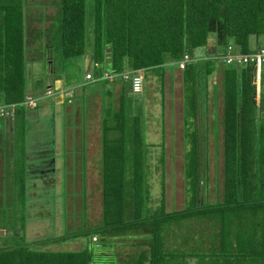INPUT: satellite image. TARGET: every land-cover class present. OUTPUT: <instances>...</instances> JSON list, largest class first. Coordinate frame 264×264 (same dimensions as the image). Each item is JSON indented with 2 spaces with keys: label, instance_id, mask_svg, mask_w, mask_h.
I'll use <instances>...</instances> for the list:
<instances>
[{
  "label": "trees",
  "instance_id": "1",
  "mask_svg": "<svg viewBox=\"0 0 264 264\" xmlns=\"http://www.w3.org/2000/svg\"><path fill=\"white\" fill-rule=\"evenodd\" d=\"M55 5V20L50 24L55 27L54 38H45L46 52L55 54V63L85 56L89 37L94 62L108 61L119 73L128 68L162 67L182 60L187 54L194 58L183 70L187 104H184V145L191 148L185 156V195L192 207L184 211H167L164 204L150 208L145 154L141 149L142 130L122 126V139H131L136 146L120 144L119 152L115 148L119 142L116 140L106 144L102 151L103 207L99 219L102 222L88 221L87 225L97 238L93 242L98 248L53 250L47 247L80 238L78 229L68 235L33 240L26 238L24 230L12 242L11 238L0 237V264H188L189 259H196V264H264V87L262 83L260 101H257L253 67L235 64L219 67L214 57L226 54L231 46L238 52H252V36H264V0H59ZM27 7L26 0H0V107H16V117L26 109L23 105L27 95L25 57L34 42L29 34L39 31L31 28ZM212 32L220 39V49L213 52L209 45ZM35 40L37 44L39 38ZM207 55V60H195ZM218 67L223 73L224 90L220 123L224 198L195 207L203 173L209 168L208 157L202 156L208 154V148L201 147L207 140L196 134L198 116L205 114V106L199 101L198 83H203L199 92L205 96L208 78L215 75ZM36 100L39 101V96ZM6 115L0 114V120L4 121ZM190 120H194L193 126ZM207 127L204 124L206 130ZM21 128H25L23 123ZM0 150H4L1 144ZM3 155L8 170L3 173L2 188L11 183L12 170L20 167L14 164L13 155L10 158ZM204 163H207L206 169L202 166ZM215 183L219 189L218 177ZM27 195L23 191L19 200H26ZM25 202L22 205L27 210ZM88 215L87 211V218ZM194 217L201 223L212 224L210 234H205L204 227L200 233L210 241L211 250L197 248L193 249L194 254H187L180 249L187 244L182 242L184 237L192 239L190 222ZM130 238L138 240L134 245L141 250L129 260H120L116 254L110 256L105 252Z\"/></svg>",
  "mask_w": 264,
  "mask_h": 264
},
{
  "label": "rangeland",
  "instance_id": "2",
  "mask_svg": "<svg viewBox=\"0 0 264 264\" xmlns=\"http://www.w3.org/2000/svg\"><path fill=\"white\" fill-rule=\"evenodd\" d=\"M57 1L59 0H26L28 3L27 12L28 19L30 21L29 24L31 25V28L33 27L39 31L36 33L32 32L31 35L28 33L29 36L34 37L32 38L34 39V42L31 46L35 47L37 45V47L33 48L32 50L30 49L26 53L25 71L27 81H32L34 79L32 82L37 83L38 88H46V85H44L43 82L44 79L48 77L46 72H48L49 63L45 58V38H54L55 27L50 24L53 22L52 20H55L54 15L57 11V6L55 3ZM54 22L56 23V21ZM41 35L43 36L42 38H40ZM36 38H39L37 44L35 40ZM254 39L255 37L252 36L251 42L254 41ZM87 41L86 48L91 49V37L87 38ZM219 41L220 39L218 40L217 33H210L209 45L212 47V52L213 50H216V47L218 48V46H220L218 45L220 44ZM218 55L220 57L223 56L222 53ZM83 63L84 60L81 57H77L69 59L66 62H63V64L57 61L52 65L57 67L61 66V70L64 71L67 81L81 82L82 77L86 73V67L83 65ZM103 64L104 62L100 63L101 66H103ZM221 64L223 63L219 61L218 66L220 67ZM158 68L164 69V75H159V77H161V84H163V76L164 83L166 82V85L164 84L166 86V90H164V101L157 99L150 101L151 103L153 102L154 104L159 105L158 113H154L149 117L145 112V107L143 110V105L140 107L137 106V109L134 108L136 114L132 112L129 114L134 116V118L132 117L131 120L126 119V121L120 120L121 126H119L118 129H113V124L115 125V121L118 120L114 118L113 111L110 109L113 106V102L106 101V110L103 111L105 121L102 122V129H100L102 135L104 136L105 134V136L103 137V140H101L104 141V143L116 141V137H111V134L113 132L114 136L115 134L120 136L121 133L123 135L124 131L122 126L128 125V129L133 131L142 130L143 145L141 149L145 154L144 170L146 171V181L149 185L150 191L148 205L150 208H155L164 204V209L167 211L174 209H180L184 211L188 209V207H192V204L186 201V198L184 199L185 182L183 179V162L181 155L186 156L187 151H190L191 148L184 145L185 152L179 153V148L183 146L184 139H182L180 132H176V136H173V134L168 132L167 123H163L164 120L168 118V114L167 111L165 109L163 111L162 108V104L167 106L166 101L168 99V95L170 97L173 96L175 112L176 114H182V101L184 97L181 74L182 70L178 69L175 71L176 68H179L177 62H170ZM218 70H221V68ZM218 70L216 71L218 72ZM168 71L173 73V75L175 74L174 79L172 80L173 86H171L172 81L170 82V80L166 78V73ZM154 72L156 71H153V67L144 69L145 79L148 81V84H150L149 87L151 88L156 86V84H153L155 81L160 85L158 77H154V75H152ZM158 72H160V70H158ZM217 72L215 73L217 77L216 79L213 74L209 76L210 78H208L207 81L208 86L212 87L215 84V87L213 86L215 88L214 90L217 89L216 92L213 91V93L210 90V97L208 87L205 96L199 92V87L202 86L203 83H201V81L198 83L199 101L203 107L205 106V109L203 110V113L205 114L201 115L207 119L199 120V127L196 130V134L198 136L200 135V138L203 140H207L205 141L206 145L201 147L207 146L208 148V154L203 153L202 156L205 158L208 157L209 159V178L208 180L203 178V182L201 184L202 186L200 185L201 192L199 194L198 190L199 195L197 202L195 205H193L195 207L198 203H202L201 205H204L207 203H212L215 200H223L221 199L222 197L224 198L223 127L220 124L222 122L223 116L224 90L222 84L223 79H220L219 73ZM172 87L173 89H170ZM146 93L147 91H145V95ZM44 94L45 91L39 96V101H43L45 98H47L44 96ZM77 103L79 104V102ZM184 103L186 106V101ZM84 104V107L86 108L88 103L84 102ZM130 107L133 108L131 104ZM90 108L97 110L95 106ZM127 108L129 107L127 106ZM127 108L124 107V110L126 111ZM16 109L17 108L14 106L9 107L7 105L0 107V110L8 111L7 115L13 118L16 113ZM75 112L78 113L77 111ZM141 112L142 116L140 114ZM31 113H33V111H31ZM6 120L7 119L4 121ZM190 121V125L193 126L194 120ZM49 122V114L48 117H42L41 122L37 127L38 133L36 132L34 134L32 131L29 132L33 136L30 139L26 138L27 147H17L13 150L14 164L17 166L19 165L20 167L18 169L12 170L13 177L11 178V183H8L7 185L4 183L3 185L6 186L3 188L0 186V195L2 199L0 204V237H4V240L11 238L10 241L12 242L14 236H20L25 230L26 238L33 240L36 238L40 239L44 237H54L62 234L68 235L73 233L72 230L78 229L80 238L69 242L52 243L47 247L53 250H79L82 249V247L85 248L87 246L90 248H98V244L95 243V239L97 238L93 237L94 232L89 230L87 225L88 221L91 223L102 222L101 220L99 221V219L102 216L103 207L101 184L102 169L100 168L103 166V162L98 160L95 162H89V158L85 160L86 156H84V153L87 152V149L85 148L87 139H79L81 150L77 149L75 145L76 137L73 139L74 146L72 145V141L68 142V139L65 136L67 135L65 126L68 125V123H72L74 129L79 126L81 134L84 130L83 123L78 122L77 118H67L66 120L61 119V124L59 126L60 130L58 132L60 141H58L59 144L57 145H55V138L57 136V131H55V129L57 130V126H54ZM204 124L205 126L209 125V129L207 127L206 130L204 128ZM94 125L95 122H93L92 128H94ZM1 126H4L3 120H0V128ZM3 129H7V127H3ZM150 131L153 133L150 134ZM193 131L194 129L191 130V132ZM127 135L131 137L128 133ZM117 140L120 143L116 142L118 145H116L117 147L115 148L119 152L122 150L120 144H126L128 147L136 146V144L132 143V140L127 139V137L126 139H122L121 136ZM149 141L155 145L152 147V144H150ZM177 147L178 151L176 150ZM199 150L201 152L203 151L202 148H199ZM148 151L153 153L154 158L160 159V161L163 159L164 164H160L159 162L157 168L154 164L151 165L152 161L150 163L148 160L150 157L147 156ZM32 155L34 156L31 157ZM97 155L102 158V154L101 156L100 153ZM81 157L83 161H81ZM218 157L219 161L216 163L215 158ZM32 158H35V161H33ZM206 164L207 163L202 164L204 169L207 168ZM163 165L165 167L164 172H162L160 169V167L162 168ZM2 170L3 172H6V170H8V166H4ZM215 174H217L218 177L219 189L216 187L217 184L215 183ZM13 181L14 184L12 183ZM206 185H208V188ZM221 189L222 192H220ZM23 191L27 192L28 194L25 197L26 200H22L23 202L26 201L25 205L27 210L23 209L22 201L19 200V197L22 196ZM10 196L11 200L9 201ZM23 198L24 195L22 196V199ZM65 199H67L68 202H66V204ZM72 200L73 203L71 202ZM162 200H164V203ZM88 205L89 209L87 208ZM29 207H31V209H29ZM87 211L89 214L88 218ZM206 234L210 233L206 232ZM98 236L100 237L101 235ZM192 238H196L198 241V236H192ZM196 240H194V242H196ZM199 240L203 241L205 240V237H201L200 235ZM135 242H138L136 238L132 240H122L114 250L108 249L105 252L110 256L116 254L120 260H129L132 254L141 250L139 246L134 245ZM194 242L190 243V245H195ZM180 251L187 254L195 253L193 248L190 247H184L183 249H180ZM195 260L196 259H194L192 262H195Z\"/></svg>",
  "mask_w": 264,
  "mask_h": 264
},
{
  "label": "crops",
  "instance_id": "3",
  "mask_svg": "<svg viewBox=\"0 0 264 264\" xmlns=\"http://www.w3.org/2000/svg\"><path fill=\"white\" fill-rule=\"evenodd\" d=\"M254 37H255L254 41L251 42V39H250V48H251L252 52L257 51L260 47H264V36H254ZM30 48L33 49V48H36V46L35 47L31 46ZM219 49L220 48L218 47L216 49V51H218ZM47 50L50 51L49 49H47ZM217 53H215V55ZM208 57L209 56L207 55V56H203L200 58H196L195 60L196 61L206 60V59H208ZM45 58H46V61H48V63H49L48 72H46L48 77L46 79H44V82H43L44 85H46V88H44V87L38 88L37 83L32 82L34 79L32 81H26V85H27L26 99H27V97H31V96L36 98V95L40 96L44 93V91H46L48 89L44 94V96L47 98H45L43 101H38L40 103H39V106L37 108L36 107L31 108L28 105H24V107H26V109L24 110V112L21 115L19 114L16 117V113H15L14 118L13 119H7L8 121L7 120L3 121L4 126H1V128H0V144L3 145V147H4V150H0V162H1L0 163V183L2 182V180L4 178V174H3L4 172L2 170V168H4V166H5V163L3 160V156H4L3 154H7L10 158L13 155L14 148L27 147L26 138H29V139L32 138L33 135H31V133H29V132L32 131L35 134L38 131L37 127L40 124L42 117H44V116L48 117V114H49V118H50L49 123L53 124L54 126H57V130L55 129V131H57V136L55 138V145L59 144L58 141H60V137L58 135V132L60 130L59 126L61 124V119L66 120L67 118L68 119L77 118L78 122H82L83 123V129H84L82 131V134H84V135L81 134L79 126H77L76 129H74L73 124L68 123V125L65 126V130L67 131V135H65V136L68 139V142L72 141V145H73V139H74V137H76L75 145H76L77 149H79V150H81L80 149L81 144H80L79 139H81V138H83L84 140L87 139L86 147H85L87 149L86 150L87 152L84 153V156H86L85 160H87V158H89L90 159L89 162H91V161L95 162L97 160L102 161V158H100L97 154L100 153V156H101L102 151L104 149V146L106 144H108V143H106V142L104 143V141H102L105 134L103 136L102 133L100 132V129H102V122L105 121L103 111L106 110V108H105V105H106L105 102L106 101L113 102V106L110 109H112V111H113L114 118L116 120H118V121H115V125L113 124V126H114L113 129H118L119 125L121 126L120 120L126 121V119L131 120L132 117L134 118V116H131L129 114H131V112L136 114V112L134 111V108L137 109V106L140 107L141 105H143V110L145 107V112L150 117L151 115H153L154 113H158V111H159V105L154 104L153 102L151 103L150 101H153L155 99L160 100V101L161 100L164 101V90H166V86H165L166 82L164 83V76H163V84H161V77H159L160 74L164 75V72H163L164 69L153 68V71H156V72H154L152 75H154V77H158L160 85L157 84L155 81L153 84H156V86L153 88L149 87L150 84H148V81H146L145 76H144V79H145L144 92L141 95H134L132 93L131 83L129 80L121 79V77H119V76L112 78V79H107V78L103 77L105 75H106V77L111 76V73H116V72H113L114 69L108 61L104 62L103 66H101L100 64H98V66H96L95 65L96 63L94 62L95 60H94L92 49H87L85 56L82 57V59L84 60L83 65H85V67H86V73L92 72L94 74L95 79H92V80H86L85 75H84L82 77L81 82L67 81L65 74H64V71L61 70V66L57 67L55 65H52L56 61V59L53 61L54 56L52 55V51L46 52ZM178 69L182 70L180 68H176L175 71ZM130 70H132V69L128 68L125 71H130ZM158 70H160V72H158ZM181 72H182L181 74H182L183 95H184L183 70ZM217 73H219V77H220V79H222V77H223L222 70H218ZM252 75H253V73H252ZM174 76H175V74L173 75V73H171L169 71L166 73V78H168L170 80V82L174 79ZM214 76L216 79L217 78L216 74ZM262 83H263V87H264V69H263V75H262ZM44 85H42V86H44ZM171 86H173V81L171 83ZM213 86L215 87V84ZM213 86L208 87L209 97H210V90L212 91V93H213V91L216 92V90H217V89L214 90L215 88ZM51 89L56 93L53 96H50L47 94L48 91ZM170 89H173V87ZM61 91H65V95L57 93V92H61ZM145 91H147L146 95H145ZM34 92H40V93H34ZM69 98L72 101H70V100L68 101ZM259 100L260 99H257V101H259ZM76 101L79 102V104ZM84 102L88 103L86 108L84 107V105H85ZM184 102L185 101H184V97H183V101H182V107H183L182 111L183 112H182V114H180V113L176 114L175 109H174L173 96L170 97L168 95V99L166 101L167 106H165V104H162L163 111L165 109L167 111V114H168V118L166 120H164V122H163L164 124L167 123L168 132L170 134H173V136L174 135L176 136V132H180L182 139H184L185 132H186L185 131V127H186L185 122L186 121H185V114H184V104H185ZM133 103H134V105H133ZM130 104L132 105L133 108L130 107ZM92 106H95L97 108V110L90 108ZM127 106L129 108H127ZM124 107L127 108L126 111L124 110ZM31 111H33V113H31ZM75 111H77L78 113H76ZM140 114L142 116V112ZM140 114H139V116H140ZM200 119L201 120L204 119V116L202 117V115H199L198 120H200ZM93 122H95L94 128H92ZM22 123H23V125H25L24 130H22V128H21ZM170 124H172V125H170ZM87 126H88V128H87ZM3 127H7V129H3ZM74 132H76V133H74ZM152 133L153 132L150 131V134H152ZM123 135H124V133H123ZM123 135L121 133L120 136H118L117 134H115V136H114L113 132H112L111 137H114V138L116 137L115 140H117L121 136L123 137ZM112 143H113V141H112ZM149 143L152 144V147L155 145V144L151 143L150 141H149ZM173 147H175V146H173ZM184 147L185 146L183 144V146H181V148H179V153L185 152ZM72 150H71V152H72ZM176 150L178 151V147ZM33 156L34 155H32L31 157H33ZM147 156L150 157V158H148L149 162L151 163V161H152L151 165L154 164L156 168H157V165L159 162H160V164L161 163L164 164V160L162 159L160 161V159L154 158L153 153L151 151H148ZM78 157H79V155H78ZM181 157H182V162H183V179L185 182V172H184L185 155H181ZM32 159L34 160L35 158H32ZM216 159L217 158H215V161H216ZM81 161H83L82 157H81ZM218 161H219V157H218V160L216 161V163ZM168 165H169V163H168ZM100 168L102 169V167H100ZM164 168H165L164 165L162 166V168L160 167L161 170H164ZM215 175L217 177V174H215ZM163 176H164V173H163ZM216 177H215V179H216ZM202 178H206V179L209 178L208 177V170L203 173ZM201 184H202V182L200 183V185ZM220 192H222V189ZM185 198H186V195H185V186H184V199ZM215 201H213V202H215ZM198 204L201 205L202 203H198ZM190 223L192 224L191 230L193 231V236H196V237L198 236V240H199V237L201 235L200 233H201L202 227H204L203 231H205V234H206V232L211 233V230H210L211 225H212L211 223H208V222H202L201 223V221L195 217L192 219V221ZM232 230H233V232H235V229H232ZM206 235H208V234H206ZM192 239L196 240V238H192ZM192 239H190L188 236L186 238L184 237V240L182 242H187V244L184 247H190L193 249H197V248L206 249L209 251L211 250V243L207 238H205V240L201 241L202 242L201 245H199L200 244L199 242H197V241L194 242V240H192ZM188 240H190V241H188ZM192 242H194L195 245H190V243H192ZM189 260L190 261H188L189 262L188 264H196L197 260H195V262H192L194 259L193 260L189 259Z\"/></svg>",
  "mask_w": 264,
  "mask_h": 264
},
{
  "label": "built area",
  "instance_id": "4",
  "mask_svg": "<svg viewBox=\"0 0 264 264\" xmlns=\"http://www.w3.org/2000/svg\"><path fill=\"white\" fill-rule=\"evenodd\" d=\"M215 58L219 60L220 62H222L224 65H229V66L233 64H235L236 66H249L250 65L255 70L256 80L258 82L261 80L262 71L264 69V47H260L257 51L252 52V53H242V52L236 51L231 46V47H228L226 54H223L222 57L216 56ZM191 61H192V58L189 55H185L184 59L179 61L177 64H178V67L183 70L186 68L187 64ZM124 78L126 80H130L131 89L135 95H139L143 92L144 76H143L142 71L137 70L131 74L126 73L124 75ZM86 79L92 80L93 74L87 73ZM57 93L65 95V91H61ZM47 94L50 96H53L56 93L53 90H49ZM25 104L32 108L38 105V101L33 97H28ZM4 113L8 114V111L0 110L1 115Z\"/></svg>",
  "mask_w": 264,
  "mask_h": 264
},
{
  "label": "clouds",
  "instance_id": "5",
  "mask_svg": "<svg viewBox=\"0 0 264 264\" xmlns=\"http://www.w3.org/2000/svg\"><path fill=\"white\" fill-rule=\"evenodd\" d=\"M250 53H252V52H250ZM188 55V54H187ZM190 56V55H189ZM185 57V56H184ZM191 57V56H190ZM192 58V57H191ZM184 59V58H183ZM216 59V58H215ZM207 60V59H206ZM181 61V60H180ZM192 61H194V58H192ZM191 61V62H192ZM179 62V61H178ZM177 62V63H178ZM190 63V62H189ZM95 64V63H94ZM96 66H98V64H96ZM242 67V66H241ZM137 70H140V71H142L143 72V76H144V69H137ZM137 70H130V71H124V72H122V73H119V72H116L115 70L113 71V72H116V73H111V76H107L106 77V75L105 76H103L104 78H107V79H112V78H115V77H121L122 79H124V80H126L125 78H124V75L126 74V73H128V74H131V73H133L134 71H137ZM184 70V69H183ZM253 74H254V82H255V84L257 85V92H258V98L257 99H260V93H261V89H262V77H261V80L258 82L257 80H256V74H255V70H254V68H253ZM262 75H263V71H262ZM94 78V77H93ZM130 81V80H129ZM258 84H259V86H258ZM144 85H145V79H144ZM132 90V89H131ZM143 92H144V87H143ZM142 92V93H143ZM133 93V92H132ZM141 93V94H142ZM134 94V93H133ZM141 94H139V95H141ZM135 95V94H134ZM32 97V96H31ZM28 98V97H27ZM34 98V97H33ZM36 99V98H35ZM27 101V99L25 100V102ZM260 101V100H259ZM25 102H23V105H26L25 104ZM4 117H6L5 119H13V117H9L8 115H6V116H4Z\"/></svg>",
  "mask_w": 264,
  "mask_h": 264
}]
</instances>
